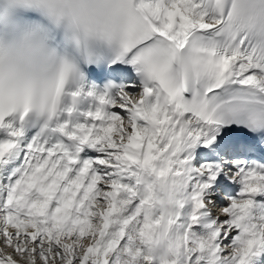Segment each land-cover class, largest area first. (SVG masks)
<instances>
[{
	"label": "snow or ice",
	"instance_id": "obj_1",
	"mask_svg": "<svg viewBox=\"0 0 264 264\" xmlns=\"http://www.w3.org/2000/svg\"><path fill=\"white\" fill-rule=\"evenodd\" d=\"M96 4L131 83L0 73V264H264V0Z\"/></svg>",
	"mask_w": 264,
	"mask_h": 264
},
{
	"label": "clouds",
	"instance_id": "obj_2",
	"mask_svg": "<svg viewBox=\"0 0 264 264\" xmlns=\"http://www.w3.org/2000/svg\"><path fill=\"white\" fill-rule=\"evenodd\" d=\"M9 0H0V14L8 11ZM18 0L11 10L18 17L34 13L37 26L12 38L0 35V73L5 87L20 77L41 75L45 71V56L64 55L73 46V37L85 33L93 23H99L96 0ZM0 32H3L0 26Z\"/></svg>",
	"mask_w": 264,
	"mask_h": 264
},
{
	"label": "bare ground",
	"instance_id": "obj_3",
	"mask_svg": "<svg viewBox=\"0 0 264 264\" xmlns=\"http://www.w3.org/2000/svg\"><path fill=\"white\" fill-rule=\"evenodd\" d=\"M15 16H16V14H15V12H13V13L11 14V18H13V17H15ZM101 48H102V45H98L97 48H96V51L99 52V51L101 50ZM235 188H236L235 191L239 190V187H238V186H235Z\"/></svg>",
	"mask_w": 264,
	"mask_h": 264
}]
</instances>
